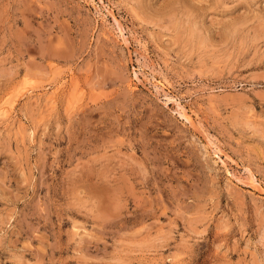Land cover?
I'll return each mask as SVG.
<instances>
[{"label":"rangeland","instance_id":"1","mask_svg":"<svg viewBox=\"0 0 264 264\" xmlns=\"http://www.w3.org/2000/svg\"><path fill=\"white\" fill-rule=\"evenodd\" d=\"M0 264H264V0H0Z\"/></svg>","mask_w":264,"mask_h":264},{"label":"bare ground","instance_id":"2","mask_svg":"<svg viewBox=\"0 0 264 264\" xmlns=\"http://www.w3.org/2000/svg\"><path fill=\"white\" fill-rule=\"evenodd\" d=\"M119 30H121V29H119ZM258 189H261V188L259 187V188H257V190H258ZM261 190H262V189H261ZM259 192H261V191H259Z\"/></svg>","mask_w":264,"mask_h":264}]
</instances>
